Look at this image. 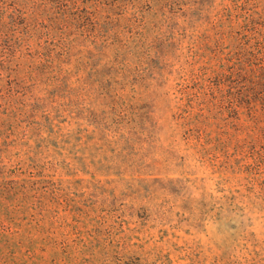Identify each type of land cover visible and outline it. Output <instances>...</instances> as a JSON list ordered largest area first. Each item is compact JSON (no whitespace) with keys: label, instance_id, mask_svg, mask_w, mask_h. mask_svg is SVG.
Segmentation results:
<instances>
[{"label":"rangeland","instance_id":"obj_1","mask_svg":"<svg viewBox=\"0 0 264 264\" xmlns=\"http://www.w3.org/2000/svg\"><path fill=\"white\" fill-rule=\"evenodd\" d=\"M0 25V264H264V112L228 71L257 39L264 64V0H0Z\"/></svg>","mask_w":264,"mask_h":264},{"label":"trees","instance_id":"obj_2","mask_svg":"<svg viewBox=\"0 0 264 264\" xmlns=\"http://www.w3.org/2000/svg\"><path fill=\"white\" fill-rule=\"evenodd\" d=\"M249 22L255 21L253 19H249L247 22H245L244 26L247 27V23ZM0 31H2L1 25ZM260 40L261 39H257L255 41V43L253 44L254 48L252 47V45L249 47H245L243 45L236 44L233 47L232 52L237 56V63L230 66L228 71L229 76L236 75L238 78L245 79L249 82V86L255 92L256 98L254 99V101L259 102L260 107L264 112V64L256 62V59L262 58V56H259V54L262 53V45Z\"/></svg>","mask_w":264,"mask_h":264}]
</instances>
